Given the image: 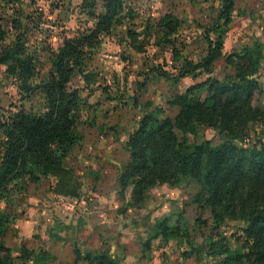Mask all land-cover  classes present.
Returning a JSON list of instances; mask_svg holds the SVG:
<instances>
[{
  "label": "rangeland",
  "instance_id": "rangeland-1",
  "mask_svg": "<svg viewBox=\"0 0 264 264\" xmlns=\"http://www.w3.org/2000/svg\"><path fill=\"white\" fill-rule=\"evenodd\" d=\"M122 1L117 21L92 36L103 0H0V50L20 42V50L35 61L31 84L47 79L52 54L65 39L91 36L71 79V87L82 90V140L68 158L73 179L60 186L55 176L25 182L11 187L0 203L10 217L3 241L12 264H34L19 259L23 246L54 255L48 264H74L76 248L107 250L120 264H227L224 257H209V237H225L232 251H240L246 240L241 222L225 221L213 229L210 212L196 204L200 186L192 179L153 187L139 204L131 199L132 187H121L118 179L129 160L128 137L140 118L157 111L160 118L174 119L176 96L231 75L226 58L241 48L262 47V89L253 104L264 111V0H234L229 22L219 25V5L213 1ZM165 16L170 17L165 24L171 23L160 27ZM207 36L218 56L179 78L186 60L196 64L207 56ZM17 83L0 66V117L42 109V94L23 100ZM193 94L206 98L205 86ZM175 133L189 144L221 141L207 127L198 128L196 136ZM257 140L264 141V120L250 124L247 138L237 144L248 147Z\"/></svg>",
  "mask_w": 264,
  "mask_h": 264
},
{
  "label": "trees",
  "instance_id": "trees-1",
  "mask_svg": "<svg viewBox=\"0 0 264 264\" xmlns=\"http://www.w3.org/2000/svg\"><path fill=\"white\" fill-rule=\"evenodd\" d=\"M207 1L219 5L216 24L228 23L234 0ZM103 2L104 13L98 16L92 36L106 31L122 11V0ZM169 18L163 17L160 27L169 26L171 22L165 24ZM89 38L65 39L52 54L47 79L38 84L29 83L37 73L36 65L20 50L19 41L17 46L0 50V66L17 78L22 99L35 93L43 96L39 113L19 109L13 116L0 117V203L11 187L25 182L37 183L55 176L60 186L73 179L68 158L82 140L78 132L82 90L72 88L71 79L82 63ZM206 40L207 56L196 64L186 60L179 78L206 68L216 59L213 42L208 36ZM261 49L258 45L233 52L226 58L233 68L231 75L222 81L207 80L176 96L171 102L179 109L174 119L160 118L157 111L143 115L128 137L129 161L118 179L121 187H132L131 199L137 204L145 201L153 187L194 180L200 186L196 204L210 212L215 231L225 221L241 222L245 227L246 240L240 251H232L219 234L208 239L209 257H224L227 264H264V141L257 140L248 147L237 144L247 138L250 124L264 120V111L253 104L254 95L262 89L258 80ZM160 75L167 76L164 72ZM202 86L206 98L199 99L193 93ZM200 127L217 131L221 141L189 144L175 133L196 136ZM9 223V215L0 208V264H12L13 260L3 241ZM21 249L22 262H55L54 255L34 254L24 246ZM77 249L73 251L74 264H120L107 250Z\"/></svg>",
  "mask_w": 264,
  "mask_h": 264
},
{
  "label": "crops",
  "instance_id": "crops-1",
  "mask_svg": "<svg viewBox=\"0 0 264 264\" xmlns=\"http://www.w3.org/2000/svg\"><path fill=\"white\" fill-rule=\"evenodd\" d=\"M176 108V107H175ZM94 131V130H93ZM93 133V132H92ZM129 160L126 161L125 165L128 163Z\"/></svg>",
  "mask_w": 264,
  "mask_h": 264
}]
</instances>
